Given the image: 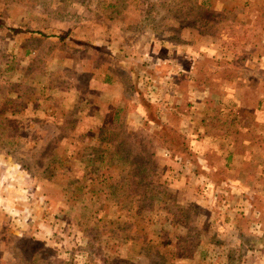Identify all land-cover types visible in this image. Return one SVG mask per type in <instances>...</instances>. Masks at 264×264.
I'll use <instances>...</instances> for the list:
<instances>
[{"label":"rangeland","instance_id":"1","mask_svg":"<svg viewBox=\"0 0 264 264\" xmlns=\"http://www.w3.org/2000/svg\"><path fill=\"white\" fill-rule=\"evenodd\" d=\"M0 264H264V0H0Z\"/></svg>","mask_w":264,"mask_h":264},{"label":"trees","instance_id":"2","mask_svg":"<svg viewBox=\"0 0 264 264\" xmlns=\"http://www.w3.org/2000/svg\"><path fill=\"white\" fill-rule=\"evenodd\" d=\"M34 60V59H33ZM20 98H22V96L20 95ZM116 115H115V113H114V117H115ZM106 129H99L98 130V132H97V135H96V139H97V141L98 142H107L108 141V143L109 142H111V135L109 134V133H106V131H105ZM120 156L118 155V158H119ZM94 159H95V157H93ZM97 158V157H96ZM93 162V161H92ZM146 198H148L149 199V197L147 196V197H145V195H140V196H138L137 197V200H145Z\"/></svg>","mask_w":264,"mask_h":264}]
</instances>
